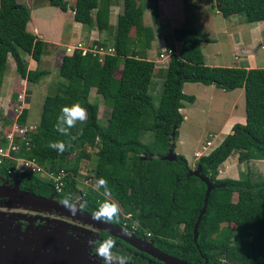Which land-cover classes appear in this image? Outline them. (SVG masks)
I'll list each match as a JSON object with an SVG mask.
<instances>
[{
    "label": "trees",
    "instance_id": "trees-1",
    "mask_svg": "<svg viewBox=\"0 0 264 264\" xmlns=\"http://www.w3.org/2000/svg\"><path fill=\"white\" fill-rule=\"evenodd\" d=\"M47 1L49 6L62 12L71 9L74 21L82 26L91 24L89 15L93 14V26L99 32L109 30L110 8L117 2L75 0L70 7L65 0ZM121 1L122 13L114 26L113 54L101 57L92 53L82 55L80 50H75L62 58L58 75L65 83L56 94L44 99L40 124L31 134L29 149L23 148L20 156L35 160L47 171L64 170L77 176L80 160L90 159L85 146L94 140L97 151L92 181L95 185L99 178L106 179L111 190L108 199L115 200L121 208L118 222L111 224L127 223L129 230L135 224L137 235L150 233L155 240L177 235L183 224V242L191 243L193 249L198 246L206 257L216 254L227 264H264V180L252 181L248 176L239 180L218 178L219 168L233 153L238 155L239 163L264 160V68L206 66L197 31L176 28L167 44L172 54L155 108L149 92L155 63L143 55L150 49L154 31L143 26L142 18L151 2L164 0ZM216 5L224 18L239 16L247 24L264 22V0H216ZM30 17V9L21 0H0V84L9 56L18 76L27 83L35 84L46 76L43 71L27 70L20 54L25 52L39 62L44 52L45 43L26 30ZM174 43L181 45L178 54ZM116 75L120 78L116 79ZM184 84L214 86L225 92L243 89L245 97V124L233 126L232 134L196 164L201 176L213 186L197 228L196 241L194 227L204 206L206 185L189 174L191 168L183 156L177 155L173 162L162 160L178 136L183 122L180 113L183 103L195 101L193 96L183 93ZM92 89L111 110L105 126L100 124L98 104L89 101ZM76 102L87 110V120L78 123L71 133L76 135L82 129L83 134L72 141L69 150L59 154L48 146L49 142L67 141L68 137L57 132L54 125L61 107ZM14 107L13 103L10 114ZM27 118L25 106L18 124L25 125ZM2 123L7 128L12 120ZM147 132L153 134L149 145L142 142ZM76 151L80 159L69 168L68 158ZM12 167L7 164L0 168V177H7V170ZM69 179L65 178L63 192L58 194L50 181L39 176L11 177L20 189L43 198H52L54 194L61 201L65 196L79 194L92 215L98 201L105 199L104 190L76 191L75 181ZM234 195H237L236 202L232 201Z\"/></svg>",
    "mask_w": 264,
    "mask_h": 264
},
{
    "label": "rangeland",
    "instance_id": "rangeland-1",
    "mask_svg": "<svg viewBox=\"0 0 264 264\" xmlns=\"http://www.w3.org/2000/svg\"><path fill=\"white\" fill-rule=\"evenodd\" d=\"M47 0H21V2H26L29 5L31 11V21L28 25V31L33 32L34 26H38L41 33H44L51 42L59 44L57 47L58 50L62 53H66L64 47L65 44L74 42L70 41L72 38H76V35L73 33V27L70 25V18L68 15H64L59 9L48 6L47 8L42 5ZM68 4H73L74 0H65ZM121 1V0H120ZM183 4L177 3L175 0H169L164 4L163 1L151 2V13L146 10L142 18V24L149 26L148 23L152 20L161 19L159 22L158 29H160L159 35H154L153 42L155 43L149 50V57L147 56V51H145L146 59L155 63V71L152 78V83L150 86V94L153 98V105L155 108L158 107L159 99L161 96V90L163 87V81L165 78L166 68L169 62L170 52L167 48L168 42L171 40V32L176 28H194L198 29V26H201L198 29L200 38H216L211 40H216L215 48H218L222 51L223 55L226 57L230 64L234 66H242V62H236L232 58V48L233 43H235L236 36L240 35L245 42L249 41L252 37L250 29L255 27V24L244 23L239 28L233 30V26H230L231 19L234 22H239L242 17L234 16L229 18H224L220 13H217L215 0H183ZM34 2V3H33ZM168 7H167V6ZM166 7V8H165ZM200 7H204L202 10ZM184 9V10H183ZM184 11V13H183ZM204 13V15H203ZM200 22H198V21ZM73 21V20H72ZM261 24V27H258L256 30L261 31L262 40H259L255 43V48L259 51V57L264 58V51L260 50V46H264V22L258 23ZM257 25V24H256ZM153 30L152 27H147ZM256 28V27H255ZM154 31V30H153ZM49 34L50 36H47ZM107 41H105V46ZM165 43V47L163 46ZM254 45V43H253ZM74 46H77V43H74ZM176 46V43H174ZM44 52L42 55L40 70H45L47 72V77L45 76L37 83H27L24 90L27 94L32 93V102L28 108V123L31 125H38L40 123L41 109L44 99L47 96L56 94L65 81L61 79L58 75V67L61 60V56H56L53 50L49 51L52 47L49 44L45 45ZM207 46L204 45L205 52H207ZM264 48V47H263ZM65 50V51H63ZM106 50V49H105ZM49 53H47V52ZM144 52V51H143ZM176 53V49H175ZM27 55V54H26ZM69 55V53L67 54ZM203 55V54H202ZM47 57V58H46ZM44 58V59H43ZM96 59V58H95ZM9 73L6 76V80L3 79L0 84V112L1 119L0 121V136L2 131L5 129V126L2 122L6 120L13 119V113L10 114L9 110L11 105L17 99L19 93L23 91V87L20 85V80L18 75H11V69H8ZM49 76V77H48ZM93 91L95 89H92ZM92 92V91H91ZM184 94L188 96H195L200 98L197 100V103L186 104L185 111L183 112V117L187 116L186 119H183L179 129L178 136L174 141V153L176 155L182 154L184 152L187 157H184L189 165H191V170H196L197 160L194 157V152H202V147L206 145L207 142H211L213 147L219 143V140L224 136L221 132V127L226 118L231 114L234 118L242 119L245 118V101L243 90L239 89L232 92H223L219 90H205L202 84H186L184 85ZM91 103H98L100 107V100L96 102L95 94L92 92V95L89 97ZM104 105V104H103ZM236 106V107H235ZM190 109V110H187ZM187 110V111H186ZM8 114V117H6ZM100 124L102 126L106 125L105 118L108 114V108L104 107L99 110ZM241 124V123H239ZM150 128V127H149ZM147 128V129H149ZM221 129V130H220ZM153 140V134L151 132L144 133L142 136V142L146 145H149ZM96 143L94 140L87 142L85 146V153L90 157V159H81L78 165L77 176H73L72 173H68L69 181L73 178L75 181L76 191L85 190L89 192L92 189H96L92 176L95 169L96 162ZM237 156L236 153H233L228 159H235ZM79 157V151H76L72 156L68 158L67 166L73 167ZM237 162V160H236ZM47 167V166H46ZM45 167V168H46ZM44 168V167H43ZM46 170V169H45ZM222 171L218 172V178L222 179ZM40 178H44V174L41 173ZM245 178V177H244ZM75 200L80 199L79 194L73 196ZM237 195H234V201H236ZM113 200V199H110ZM115 201V200H114ZM116 202V201H115ZM121 209V208H120ZM47 213L40 212L36 208H30L28 206H16V205H2L0 206V227L4 224L9 227L10 235H20L23 236L22 239L30 236V233L35 235V240L37 237L40 239L38 242L47 243L50 241V246H55L57 249L62 246L69 245L66 240L71 238L76 241L78 244V251H81L87 257L91 258L89 254V247H86L85 241L83 238L77 237L72 233H68L66 227L54 226L52 228L41 227V226H32L30 221L39 220L40 218L46 219L48 216ZM38 216L39 218H37ZM36 217V218H35ZM28 222L23 226V222ZM56 223V221H55ZM24 227V228H23ZM58 227V228H57ZM23 230V231H22ZM32 235V236H33ZM43 238V239H42ZM31 239V236H30ZM32 240V239H31ZM4 246L7 248L10 244V240H2ZM40 243L32 242L33 246H37ZM44 245V244H42ZM34 247V248H35ZM37 248V247H36ZM100 259L97 256H94Z\"/></svg>",
    "mask_w": 264,
    "mask_h": 264
},
{
    "label": "crops",
    "instance_id": "crops-1",
    "mask_svg": "<svg viewBox=\"0 0 264 264\" xmlns=\"http://www.w3.org/2000/svg\"><path fill=\"white\" fill-rule=\"evenodd\" d=\"M168 1L169 0H164L163 3L164 4H168L167 3ZM175 1L177 3H181L182 2V4L184 2L183 0H175ZM22 3L25 4L29 8V5L26 2H22ZM214 3H215V6L217 8L216 0L214 1ZM74 4H75V0H74V3L71 4V5L69 4V6L71 7ZM42 5H44V7L47 8L49 6L48 1H45ZM200 8L202 10L204 7H200ZM147 11L151 13V3L149 4ZM30 13H31V11H30ZM62 13L64 15H68L69 16V18L71 20L70 23L72 24L70 26H71V28L73 27V30H75L73 33L76 35L75 39L72 38V40H70V41H74V42H71V43H68V44L64 45L65 49L67 47H70V48L71 47H75L74 43H77V46L81 45V46H83L85 48H89V49H94V48H96V49H99V48H102V49H113L112 44H113L114 26H115V23H116L118 15H120L122 13V1L117 0L116 4L113 5L110 8V15H109L110 28L106 32L105 31L99 32L93 26V24H94V16L91 13L89 15L90 21H91V24L89 26H82L81 24L76 23L74 21V19H73L74 13H73V11L71 9H68L66 12H62ZM183 13H184V11H183ZM217 13H219V12L217 11ZM203 15H204V13H203ZM233 20H235V19L234 18L231 19L230 23H228L230 26L234 27V28H232L233 30L239 28L241 25L244 24V21L242 19H240L239 22H234ZM30 21H31V17H30ZM30 21H29V23H30ZM159 22H161L160 18L158 20L150 21L148 23L149 26L143 25L144 27H152L153 28L154 35L156 36V39H157V36L159 35V32H160V29H158V26H159L158 23ZM198 22H200V21H198ZM29 23L27 24V27H26L27 32L32 34V35H35L38 39L43 41L45 43V45L49 44L50 46H52L49 49V51L53 50V48L55 49V51H53L55 53V55L56 56H58V55L61 56V60H60V63H59V66H60L62 58L65 55H67V54L66 53H62V51L57 49V47H59V44L53 43V42H51L53 40H49L47 37H44L45 34L41 33V31H40L38 26H34L33 32H29L28 29H27ZM256 24L255 25L252 24L256 28L252 27L250 29V33H252V37L250 38L249 41L245 42L243 40V38H241V36L238 35V36H236L235 43L232 44L233 45L232 58L237 63L241 61L242 64H243L242 66L241 65L240 66H234V65L230 64V61H228L226 59V57L223 55L222 51L219 50L218 48H215L216 46H214V45H216V40H211V39H216V38H201L202 42L200 43V48H201V52L203 54L204 64L206 66H209V67L263 69L264 68V58L259 57L260 56L258 54L259 51L255 48V43L257 41H259V40H262V38H263V36H262L263 30L257 31L256 29L258 27H261L262 25L258 24V23H256ZM200 27L201 26H198V29H200ZM198 29L196 31L199 34ZM47 36H50V35L47 34ZM131 37L132 38L135 37L134 31L131 33ZM105 41H107L106 44H108L106 46V48H105V46L101 45V44H105ZM253 43H254V45H253ZM154 44L155 43L152 42L150 48ZM204 45L207 46L206 47L207 48V52H205V49H203ZM163 46L165 47V43L164 42H163ZM180 46H181L180 44L176 43V46H175L176 54L179 53ZM263 47L264 46H262V45L260 46V50L261 51L262 50L264 51ZM63 51H65V50H63ZM150 52H152V51L151 50H147V56L148 57H149ZM47 53H49V52H47ZM20 54H21L22 59L24 60L25 68L27 70L43 71V72L46 73V77H47V72L45 70H40V67H41V64H42L41 62L45 61L44 58H43L44 61L42 60V57H41V60L38 62V61H35L30 55H28L25 52L21 51ZM148 60L150 61V59H148ZM7 64H8V68H7V71H6V73H5L4 77H3V79H5V80H6L7 74L9 73V71H8L9 68L11 69V75L12 74L14 76L18 75L17 74V70H16V65H15L13 59L10 56L8 58V63ZM120 68H122V66ZM58 69H59V67H58ZM15 73H16V75H15ZM17 78H19V80H20L19 82L21 84L20 86L23 87V90H24L27 82L22 80L20 77H17ZM115 78L116 79L120 78V75H118V76L116 75ZM184 85H186V84H184ZM184 85H183V89H182L183 92H184ZM202 86L204 87L205 90H208V91L209 90L222 91L220 89H217L214 86H204V85H202ZM237 90H239V89H236L234 91H237ZM241 90H243V89H241ZM92 92H94V94H95L96 102L98 101V99L100 100L101 106L100 107L98 106V113H99L100 108L104 107V105H103L104 103H103V100L101 99V97L96 95L95 90L94 91L92 90ZM92 92H91L90 95H92ZM243 94H244V90H243ZM194 98H195L194 103H197V100H200V98H198V97L196 98L194 96ZM244 101H245V97H244ZM31 102H32V93L29 92L28 96H27V100H26L25 106L29 108ZM183 104H184V107H185L186 104H189V103H183ZM187 110H190V109H187ZM110 111L111 110L108 109V114H107V117L105 118L106 124H107V120H108V118L110 116ZM184 111H185V108L181 109L180 113L183 115ZM98 116H99V114H98ZM186 118H187V116L183 117V119H186ZM99 119H100V116H99ZM245 122H246V114H245V118H242V119L234 118V116H232L230 114L226 118V120L223 122V124H222V127H221L222 130L221 129L220 130H221V132H222L224 137L219 140V143L216 145V148L223 142L224 138L227 135L232 134L233 126H235V125H237L239 123H241L239 125H244ZM27 123H28V119H27ZM38 125H36V126H38ZM195 152H198V151L195 150ZM180 155H183L184 157H187V155L184 152H182V154H180ZM236 160H237V162H236ZM197 162H198V160H197ZM188 165H189V163H188ZM189 167L191 168V165H189ZM219 171L220 172L222 171L221 174H223L222 176H224V177H221L222 179L239 180V179H242V178L248 176L252 181L264 180V160H252V161L246 162V163H239L238 162V155H237L236 158L233 159V160L232 159H229L228 161L226 160L221 165V167L219 168ZM232 201L236 202L237 199H236V201H234V196H233Z\"/></svg>",
    "mask_w": 264,
    "mask_h": 264
},
{
    "label": "water",
    "instance_id": "water-1",
    "mask_svg": "<svg viewBox=\"0 0 264 264\" xmlns=\"http://www.w3.org/2000/svg\"><path fill=\"white\" fill-rule=\"evenodd\" d=\"M174 137L175 130L171 134V142L174 140ZM176 156L177 155L174 153V144H171L167 155L164 156L162 160L173 162L176 160ZM189 174L200 178L206 185L204 206L194 227V241H196L197 228L202 216L206 212L208 198L213 186L207 178L201 176L200 167H198L195 171L191 170ZM0 198L19 201L32 208L55 211L59 214L73 217L65 208L60 205V203L54 201L52 198H43L30 192L20 191L18 189H7L0 186ZM74 218H78L89 225L97 227L108 234L118 237L135 248L146 252L167 264H185L175 258L157 252L153 249V247L147 246L132 234L126 235V231L118 226H115L111 223L97 222L93 220L92 215L88 214L87 212L82 211ZM9 229L10 228L4 224L0 227V264H104L102 260H92L81 251H78L79 245L76 244V241L71 238L63 239L66 240L69 245L62 246L61 248L57 249L55 246H50V241H48V244L40 243L38 242L40 240L38 237L36 238L38 240L34 241L35 235L31 233L30 236L32 240L30 239V236L22 239L23 236L10 235ZM3 239L10 240V244L7 246V248L4 247L6 245L3 244ZM32 242L40 244L37 245L36 248L31 244Z\"/></svg>",
    "mask_w": 264,
    "mask_h": 264
},
{
    "label": "flooded vegetation",
    "instance_id": "flooded-vegetation-1",
    "mask_svg": "<svg viewBox=\"0 0 264 264\" xmlns=\"http://www.w3.org/2000/svg\"><path fill=\"white\" fill-rule=\"evenodd\" d=\"M11 177L13 176H8L7 177H0V186L7 188V189H18L20 191H25L29 192L28 190H22L16 185L12 180ZM60 194V193H58ZM71 199L75 202H82L81 199H76L72 196L69 195ZM52 198L54 201L60 203V201L57 199L56 195H52ZM16 205V206H26L24 203H21L19 201H12L10 199H3L0 198V206L2 205ZM30 207V206H28ZM31 208V207H30ZM40 212H45L48 214L46 219L40 218L39 220H33L30 221L32 226H43L47 228H52L54 226L58 227H66V230L68 233H72L73 235L83 238V241H85L86 247H89V254L92 257V260H101L98 259L94 256H96L92 250V248L89 246V240H98V239H105L109 236L114 238L116 240V245L117 248L114 249L120 250L122 253H127L132 257V264H167L164 261L159 260L158 258L143 252L134 246L130 245L129 243L123 241L122 239L115 237L111 234L106 233L105 231H102L98 229L97 227H94L92 225H89L88 223L74 217L70 216H65L62 214H59L55 211H49V210H40L37 209ZM84 212H88L86 207L83 210ZM46 214V215H47ZM91 215V214H90ZM39 218L38 216H36ZM35 217V218H36ZM56 221V223H55ZM23 226L26 224L28 225V222H23ZM115 225V224H113ZM117 226V225H115ZM57 227V228H58ZM122 229H124L126 232L134 235L138 240L146 244L147 246L153 247L154 250L157 252L167 255L169 257L175 258L178 261L185 263V264H227L226 260L221 258L220 256L214 254H210V256H205V252H202V250L196 246L195 249L191 247V243H184L183 242V224H180V232L177 235H174L173 237H164L161 240H155L152 234L147 233L146 235H137L135 233L136 229L129 230L127 223H124L122 226H118ZM24 228V227H23ZM23 231V230H22ZM194 243V242H193Z\"/></svg>",
    "mask_w": 264,
    "mask_h": 264
},
{
    "label": "clouds",
    "instance_id": "clouds-1",
    "mask_svg": "<svg viewBox=\"0 0 264 264\" xmlns=\"http://www.w3.org/2000/svg\"><path fill=\"white\" fill-rule=\"evenodd\" d=\"M86 120L87 110L79 102L73 103L70 106H62L54 127L57 132L64 137H68V139L67 141H51L48 146L59 154H63L65 151L69 150L72 147V141L83 134L82 129L76 135H73L71 130L75 128L78 123L83 124ZM95 187L104 190L102 196L105 197V199L98 201L97 209L92 213V219L103 223L118 222L121 210L117 202L108 199L111 194L108 181L104 178H99L96 181ZM60 205L73 217L81 213L87 206L86 202H75L70 196H65L60 201ZM125 234L130 235V233L127 232H125ZM88 243L94 254L99 257L104 264H132V257L129 254L122 253L120 250L114 251L117 245L116 240L111 236L105 239H90Z\"/></svg>",
    "mask_w": 264,
    "mask_h": 264
},
{
    "label": "built area",
    "instance_id": "built-area-1",
    "mask_svg": "<svg viewBox=\"0 0 264 264\" xmlns=\"http://www.w3.org/2000/svg\"><path fill=\"white\" fill-rule=\"evenodd\" d=\"M75 50H80L82 55L86 53H92L93 55H100L103 57L107 54H113V49H89L81 45L75 47H67L66 54H73ZM27 92L23 90L15 100V107L13 108V119L12 123L5 127L0 136V168L7 164L13 165L12 168L7 170L8 176H19L21 174H30L32 176H40L41 173L44 174V178L51 182L53 189L56 193H62L65 185V178L68 174L64 170H59L57 172L47 171L42 166H40L35 160L26 159L20 156V152L23 148L26 150L30 147L31 134L37 131L36 125H31L26 123L25 125L18 124V118L22 113L26 100ZM216 147H213L211 142H207L205 146L202 147V152H195L194 157L196 159H201L210 155ZM81 199V197H80ZM133 229L137 226L133 225Z\"/></svg>",
    "mask_w": 264,
    "mask_h": 264
}]
</instances>
